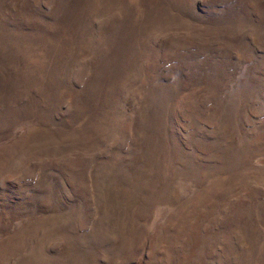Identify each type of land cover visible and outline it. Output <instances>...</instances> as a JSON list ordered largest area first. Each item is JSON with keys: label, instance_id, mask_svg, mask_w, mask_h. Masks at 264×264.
Listing matches in <instances>:
<instances>
[{"label": "rangeland", "instance_id": "374dc122", "mask_svg": "<svg viewBox=\"0 0 264 264\" xmlns=\"http://www.w3.org/2000/svg\"><path fill=\"white\" fill-rule=\"evenodd\" d=\"M0 264H264V0H0Z\"/></svg>", "mask_w": 264, "mask_h": 264}]
</instances>
